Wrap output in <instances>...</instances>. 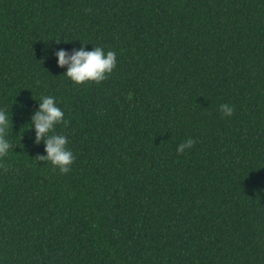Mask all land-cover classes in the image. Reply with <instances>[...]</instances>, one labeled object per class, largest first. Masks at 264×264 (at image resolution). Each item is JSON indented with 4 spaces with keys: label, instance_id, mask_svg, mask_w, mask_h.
<instances>
[{
    "label": "trees",
    "instance_id": "obj_1",
    "mask_svg": "<svg viewBox=\"0 0 264 264\" xmlns=\"http://www.w3.org/2000/svg\"><path fill=\"white\" fill-rule=\"evenodd\" d=\"M81 41L107 79L63 74ZM42 94L67 173L37 157ZM0 107V264H264V0H0Z\"/></svg>",
    "mask_w": 264,
    "mask_h": 264
},
{
    "label": "clouds",
    "instance_id": "obj_2",
    "mask_svg": "<svg viewBox=\"0 0 264 264\" xmlns=\"http://www.w3.org/2000/svg\"><path fill=\"white\" fill-rule=\"evenodd\" d=\"M59 41V40H57ZM78 49L60 48L55 52L57 65L66 70L63 74L74 83H84L88 81L101 82L107 79L117 64V56L113 50H106L102 45H95L91 49L86 48L85 42L81 41ZM39 107L31 114L29 128L35 129V139L37 142L43 140L45 144V154L37 155L40 160L50 161L61 173L69 172L70 165L75 160V155L68 147V137L56 131V126L67 125L64 111L57 103L53 95H41L38 99ZM220 111L225 116H231L234 108L228 103L219 105ZM12 115L0 107V159L7 156L13 145L9 139L10 125L12 126ZM195 143L191 137L177 145V152H184Z\"/></svg>",
    "mask_w": 264,
    "mask_h": 264
}]
</instances>
